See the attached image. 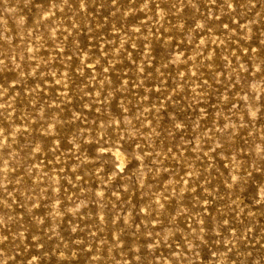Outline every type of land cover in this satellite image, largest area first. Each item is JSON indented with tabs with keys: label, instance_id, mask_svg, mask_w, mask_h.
<instances>
[{
	"label": "rangeland",
	"instance_id": "obj_1",
	"mask_svg": "<svg viewBox=\"0 0 264 264\" xmlns=\"http://www.w3.org/2000/svg\"><path fill=\"white\" fill-rule=\"evenodd\" d=\"M0 264H264V0H0Z\"/></svg>",
	"mask_w": 264,
	"mask_h": 264
}]
</instances>
